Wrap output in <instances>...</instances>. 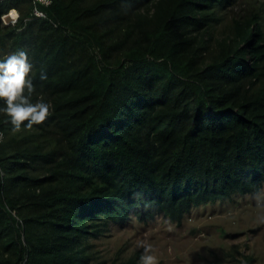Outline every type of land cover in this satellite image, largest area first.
I'll list each match as a JSON object with an SVG mask.
<instances>
[{"label":"trees","instance_id":"trees-1","mask_svg":"<svg viewBox=\"0 0 264 264\" xmlns=\"http://www.w3.org/2000/svg\"><path fill=\"white\" fill-rule=\"evenodd\" d=\"M237 1L0 2V264H99L111 225L261 193L264 0Z\"/></svg>","mask_w":264,"mask_h":264},{"label":"rangeland","instance_id":"rangeland-1","mask_svg":"<svg viewBox=\"0 0 264 264\" xmlns=\"http://www.w3.org/2000/svg\"><path fill=\"white\" fill-rule=\"evenodd\" d=\"M247 2L234 3L227 19L242 13ZM93 245L99 264H119L135 253L141 264H243L244 255L264 264V187L259 194L197 206L181 224L157 215L111 225Z\"/></svg>","mask_w":264,"mask_h":264},{"label":"built area","instance_id":"built-area-1","mask_svg":"<svg viewBox=\"0 0 264 264\" xmlns=\"http://www.w3.org/2000/svg\"><path fill=\"white\" fill-rule=\"evenodd\" d=\"M5 0H0V2ZM34 3V7L32 9L31 15L37 18L45 19L47 18V12L41 8V6L49 7L53 4V0H32ZM3 24L7 25L10 23V18L8 15L2 16ZM54 25L55 23L52 22ZM4 139V133L0 131V142Z\"/></svg>","mask_w":264,"mask_h":264}]
</instances>
